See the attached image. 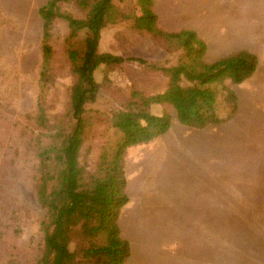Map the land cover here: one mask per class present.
<instances>
[{
	"label": "rangeland",
	"instance_id": "1",
	"mask_svg": "<svg viewBox=\"0 0 264 264\" xmlns=\"http://www.w3.org/2000/svg\"><path fill=\"white\" fill-rule=\"evenodd\" d=\"M189 1L155 0L160 23H172L169 21L174 14H184ZM47 2L0 0V264H7L9 260L35 264L41 256V223L45 211L38 203L34 180L37 151L40 144L45 143V137L37 125V117L40 108H44L52 123L69 108L73 77L65 44L68 29L62 21L56 20L53 26L51 45L55 52L49 69L51 80L42 82L39 79L42 65L39 9ZM113 5L127 18L106 24L101 29L99 52L145 59L157 67L176 63L180 52L169 55L160 39L132 29L133 18L141 15L139 0H113ZM236 9L243 19L238 23H250L258 42L264 35V0H249ZM60 10L78 18L85 16L73 4H63ZM247 14L250 19H244ZM257 49L260 53L259 68L249 82L235 88L244 107L251 102L252 95L257 94L258 107L264 108V46L258 44ZM151 65L126 62L109 68L101 65L97 70L95 79L99 84V96L96 102L87 105L86 115L102 117L104 121L87 129L80 158V165L86 171L93 169L99 157L103 135L111 132L112 114L127 105L131 91L137 90L149 96L165 90L166 79ZM152 111L155 114L168 112L175 119L176 113L169 105H153ZM169 139L165 134L153 139L164 143L163 149L150 147L155 145L153 142L137 147L144 148L146 156L135 154L136 149L126 156L125 175L133 192L128 205L121 211L122 221L129 220L133 206L147 207L151 205L152 198H160L162 205L166 202L167 190L154 189L151 185L156 176L151 172L142 173L140 167L158 163L156 156L160 150L167 151L164 147ZM163 158L166 160L167 154ZM247 166L239 165V172L244 173ZM251 174L255 177L253 187L249 185L246 189L240 182L239 191L225 189V194L239 196L226 198L225 195V200H234V203L225 204V212L221 214L220 222L218 220L221 227L201 230L208 244L206 264H264V165H255ZM163 175L165 178V173ZM231 209L234 211H226ZM138 244L142 242L138 241ZM138 253L141 254L140 250Z\"/></svg>",
	"mask_w": 264,
	"mask_h": 264
},
{
	"label": "trees",
	"instance_id": "2",
	"mask_svg": "<svg viewBox=\"0 0 264 264\" xmlns=\"http://www.w3.org/2000/svg\"><path fill=\"white\" fill-rule=\"evenodd\" d=\"M139 1L141 15L133 18L132 29L160 39L169 55L180 52L175 64L157 67L145 59L99 52L101 29L127 18L113 0H48L39 9V79L51 80L55 52L51 39L54 22L59 20L68 29L65 44L73 82L67 113L51 123L40 108L37 117L45 143L37 151L34 191L45 218L41 223L43 250L35 264H125L131 257V244L122 235L119 217L130 201L127 150L166 134L172 121L170 113L155 114L152 106H171L176 121L195 130L225 124L239 111L235 88L259 68V57L248 49L208 63L207 44L197 32L164 30L158 23L155 0ZM63 4H73L85 16L62 12ZM126 62L151 65L166 79L165 90L149 96L131 91L127 105L112 114L111 132L103 135L99 157L93 169L86 171L80 158L87 129L104 121L86 115L87 105L99 96L95 74L101 65L109 68ZM7 264L19 263L9 260Z\"/></svg>",
	"mask_w": 264,
	"mask_h": 264
},
{
	"label": "crops",
	"instance_id": "3",
	"mask_svg": "<svg viewBox=\"0 0 264 264\" xmlns=\"http://www.w3.org/2000/svg\"><path fill=\"white\" fill-rule=\"evenodd\" d=\"M247 1L190 0L188 10L174 14L169 21L172 23H160L159 18L158 23L168 32L182 29L197 32L207 44L205 59L208 63L244 49L255 53L260 61L257 45L264 46V35L257 42L252 25L238 23L243 19L236 8ZM250 17L244 15V19ZM251 99L244 107L239 96L236 117L203 130L184 127L172 119L165 134L170 138L164 147L167 151L160 150L156 156L158 163L140 167L142 173L151 172L156 176L151 185L154 189L167 190L166 202L162 205L160 198H152L147 207L133 206L129 220L122 221L120 215L122 235L131 244V257L125 264H201L202 261L206 264L208 244L201 230L220 228L218 220L220 222L225 212V204L234 203V200H225V195L226 198L239 196L225 194V189L239 191L240 182L246 189L249 185L253 187L255 177L251 172L255 165H264V108L258 107L257 94ZM152 142L155 145L150 147L154 149H163L165 145ZM140 146L129 148L127 157L132 149H136L135 154L146 156L144 148H137ZM239 165H248L244 173L239 172ZM126 190L129 196L133 192L129 182Z\"/></svg>",
	"mask_w": 264,
	"mask_h": 264
}]
</instances>
